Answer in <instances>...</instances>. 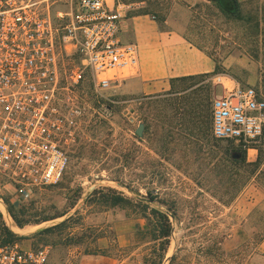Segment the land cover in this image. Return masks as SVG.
I'll return each instance as SVG.
<instances>
[{
  "label": "rangeland",
  "instance_id": "rangeland-1",
  "mask_svg": "<svg viewBox=\"0 0 264 264\" xmlns=\"http://www.w3.org/2000/svg\"><path fill=\"white\" fill-rule=\"evenodd\" d=\"M238 1L225 12L219 0H116L131 16L187 10L188 40L218 70L158 93L143 92L139 77L100 93L89 77L69 82L83 118L62 181L25 202L0 181V229L16 235L11 245L49 246L50 264H264V216L246 220L235 206L259 169L248 150L264 158V135L251 145L212 135V102L232 81L264 94V0ZM70 3L51 0L52 14ZM159 231L169 237L155 240Z\"/></svg>",
  "mask_w": 264,
  "mask_h": 264
},
{
  "label": "built area",
  "instance_id": "built-area-1",
  "mask_svg": "<svg viewBox=\"0 0 264 264\" xmlns=\"http://www.w3.org/2000/svg\"><path fill=\"white\" fill-rule=\"evenodd\" d=\"M0 0V181L17 201L56 186L77 145L83 112L66 86L96 93L140 75V48L125 41L130 7L116 0ZM77 61L69 70L68 61ZM212 102L216 140L251 145L264 135V94L232 81ZM0 203L4 201L0 192ZM51 248L0 246V264H50Z\"/></svg>",
  "mask_w": 264,
  "mask_h": 264
},
{
  "label": "crops",
  "instance_id": "crops-1",
  "mask_svg": "<svg viewBox=\"0 0 264 264\" xmlns=\"http://www.w3.org/2000/svg\"><path fill=\"white\" fill-rule=\"evenodd\" d=\"M188 13L185 10L179 17L170 14L164 19L151 14L133 15L125 22L123 39L137 42L140 48L138 83L143 92L166 91L174 79L215 73V59L193 45L186 36ZM228 63L225 60L223 65L227 66ZM259 150L261 148L248 150L249 161H258ZM263 169L264 160L235 202L237 214L246 220L256 210L264 216V179L259 177ZM257 249L264 258V239Z\"/></svg>",
  "mask_w": 264,
  "mask_h": 264
},
{
  "label": "trees",
  "instance_id": "trees-1",
  "mask_svg": "<svg viewBox=\"0 0 264 264\" xmlns=\"http://www.w3.org/2000/svg\"><path fill=\"white\" fill-rule=\"evenodd\" d=\"M220 1V4H221V9L225 12H228V11H232V6L233 5H237L239 6V1L238 0H219ZM141 14H147V13H140V14H137V15H141ZM131 17V15H129ZM199 48V47H198ZM201 49V48H200ZM216 61V60H215ZM218 70V64H217V68H216V71L215 73L213 74H205L206 76H212L214 74H216ZM199 76H203V75H196V76H188V77H183V78H178V79H174L171 81V85L174 87L175 83L178 82V83H181V82H185V81H191V82H195ZM211 115H212V110H211ZM260 151V154H259V159L257 162H255L254 164L258 165L259 167L261 166L264 158L261 157V150ZM169 237V234L166 233V232H162V231H159L157 232V234H155V240H162V239H167ZM16 239V235L13 234L12 232H10L9 230L3 228V229H0V246H5V245H11L14 243V240Z\"/></svg>",
  "mask_w": 264,
  "mask_h": 264
},
{
  "label": "water",
  "instance_id": "water-1",
  "mask_svg": "<svg viewBox=\"0 0 264 264\" xmlns=\"http://www.w3.org/2000/svg\"><path fill=\"white\" fill-rule=\"evenodd\" d=\"M143 129H144V128H139V129L137 130V135L141 136V135L143 134Z\"/></svg>",
  "mask_w": 264,
  "mask_h": 264
}]
</instances>
